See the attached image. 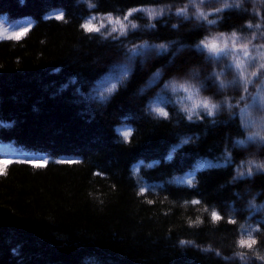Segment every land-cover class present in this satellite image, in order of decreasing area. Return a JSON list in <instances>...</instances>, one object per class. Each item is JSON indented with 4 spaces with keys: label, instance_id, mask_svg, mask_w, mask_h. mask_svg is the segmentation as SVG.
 I'll use <instances>...</instances> for the list:
<instances>
[{
    "label": "trees",
    "instance_id": "obj_1",
    "mask_svg": "<svg viewBox=\"0 0 264 264\" xmlns=\"http://www.w3.org/2000/svg\"><path fill=\"white\" fill-rule=\"evenodd\" d=\"M262 65L264 0H0V264H264Z\"/></svg>",
    "mask_w": 264,
    "mask_h": 264
},
{
    "label": "snow or ice",
    "instance_id": "obj_2",
    "mask_svg": "<svg viewBox=\"0 0 264 264\" xmlns=\"http://www.w3.org/2000/svg\"><path fill=\"white\" fill-rule=\"evenodd\" d=\"M57 19H62V17L61 16H58ZM133 27H135V26L133 25ZM84 28L88 32H99L100 31L99 28L93 27L91 24H85L84 25ZM26 32H27L26 29L24 31H22V32H16L14 34V36L11 37V38L16 39V40H19V39H21L26 34ZM140 47H147V45L140 46ZM158 47L160 49H164L166 46L165 45H159ZM205 47L209 48V50L212 53H215V54L219 55V54H222V53L225 52V50L227 48V45H225V47L222 48V47L218 46L216 43H211V44H206ZM241 50L244 51L247 54V47L246 46H244ZM132 51H133V53H136L137 52V49L134 48V49H132ZM252 66L254 67V65H252ZM236 67L237 68H241V64L239 62H237ZM262 67H264V65H262ZM253 75H256V73H253ZM115 87H116V85L113 84L111 86V88L108 89V91L111 92L113 89H115ZM172 87L175 89L177 86L176 85H172ZM179 87L184 88L185 91H189V88L184 87V85H180ZM188 98L189 99L192 98L191 94L189 95ZM200 107H202L204 109H207L208 110V114L211 115L213 109H217L219 107V105H217V104H210V101L205 99V100L201 101L200 103H194L192 109H187V111H190L191 112L195 108H200ZM153 111L158 112V114L161 115V116H167L168 115V113L164 112L162 109H160L158 107L154 108ZM188 119L191 120L192 119V116L189 115L188 116ZM130 134H131V130H124L123 131V135H124L125 139H127V137ZM185 142H187V141H185ZM9 163H11V161H7V160L0 161V175H3L4 174V168ZM34 166L35 167H42L43 165L37 164V165H34ZM248 174L249 175L251 174V169L248 170ZM189 183H191V181H189ZM212 218L215 219V220H219L220 219V217L215 212L212 213ZM241 243L243 244L244 242L242 241ZM251 243H255V241H252ZM251 243L248 244L249 247H251Z\"/></svg>",
    "mask_w": 264,
    "mask_h": 264
},
{
    "label": "rangeland",
    "instance_id": "obj_3",
    "mask_svg": "<svg viewBox=\"0 0 264 264\" xmlns=\"http://www.w3.org/2000/svg\"><path fill=\"white\" fill-rule=\"evenodd\" d=\"M232 37H234V36L221 37V38L217 39L215 42H211V43H216L218 46H220L222 48L225 47V45H227V48L226 49H228L229 48V44H227V43H232V41L234 39ZM251 50H252V48L250 46H248L247 47V51L250 53ZM243 54L244 55H247L248 53L247 54L246 53H243Z\"/></svg>",
    "mask_w": 264,
    "mask_h": 264
}]
</instances>
